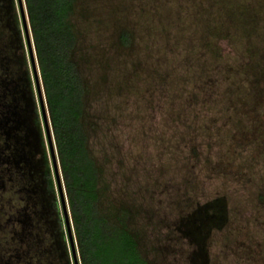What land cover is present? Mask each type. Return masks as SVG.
Listing matches in <instances>:
<instances>
[{"label":"rangeland","instance_id":"1","mask_svg":"<svg viewBox=\"0 0 264 264\" xmlns=\"http://www.w3.org/2000/svg\"><path fill=\"white\" fill-rule=\"evenodd\" d=\"M71 22L103 207L130 211L148 264H264V0H76ZM28 115L0 127V264H60Z\"/></svg>","mask_w":264,"mask_h":264},{"label":"trees","instance_id":"2","mask_svg":"<svg viewBox=\"0 0 264 264\" xmlns=\"http://www.w3.org/2000/svg\"><path fill=\"white\" fill-rule=\"evenodd\" d=\"M75 2L22 0L76 261L78 264H148L139 250L138 239L129 228L130 211L123 207L108 211L103 207L101 169L88 147V133L83 121L86 85L73 57L77 44V34L71 22ZM16 6L14 0H0V27L11 31L7 43H0V99H6L5 108L0 110L4 115L3 118L0 115V119L4 128L10 129L9 137L21 135L23 131L19 130L23 128L26 114L36 128L42 163L37 170H31V177L37 179L44 205L52 216L56 257L60 264H72L69 258L73 260L71 245L68 248L66 242L70 243V240L64 212L54 182L56 177L50 171L44 150L42 113L36 107L26 57L16 54L23 47L22 20ZM1 32L0 29V39ZM119 38L125 47L130 43V35L125 29Z\"/></svg>","mask_w":264,"mask_h":264},{"label":"water","instance_id":"3","mask_svg":"<svg viewBox=\"0 0 264 264\" xmlns=\"http://www.w3.org/2000/svg\"><path fill=\"white\" fill-rule=\"evenodd\" d=\"M18 7H19V10H20L22 26H23V30H24V33H25V37H26V44H27V47H28V54H29L31 65H32V73H33V77H34V81H35V85H36V89H37V93H38L40 109H41V113H42V119H43L45 131H46V135H47V139H48L49 148H50L51 160H52V164H53V168H54V175L56 177L57 187H58V191H59V194H60V200H61L62 209H63V212H64V220H65V223H66L68 236H69V240H70V245H71V249H72V255H73L74 263L78 264L77 261H76L74 243L72 241V234H71V231H70L68 213H67V210H66L63 190H62V187H61V180H60V176H59V170H58L56 155H55L54 147H53V143H52V137H51V133H50L49 122H48L46 108H45L44 101H43V95H42V91H41V87H40V81L38 79V73H37V68H36V63H35L36 61H35L33 48H32L31 41H30V36H29V32H28V25H27V19H26L25 13H24L22 0H18Z\"/></svg>","mask_w":264,"mask_h":264},{"label":"flooded vegetation","instance_id":"4","mask_svg":"<svg viewBox=\"0 0 264 264\" xmlns=\"http://www.w3.org/2000/svg\"><path fill=\"white\" fill-rule=\"evenodd\" d=\"M3 102H5V100H3ZM2 106H4L3 108H5V104L3 103V105ZM0 115L2 116V118H3V115H4V113H2L1 111H0ZM4 125L2 124V119H1V121H0V127H3ZM0 133H2V132H0ZM8 135H7V132H6V137H7Z\"/></svg>","mask_w":264,"mask_h":264}]
</instances>
